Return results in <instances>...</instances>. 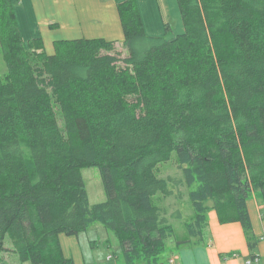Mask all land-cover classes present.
Masks as SVG:
<instances>
[{
  "label": "trees",
  "instance_id": "1",
  "mask_svg": "<svg viewBox=\"0 0 264 264\" xmlns=\"http://www.w3.org/2000/svg\"><path fill=\"white\" fill-rule=\"evenodd\" d=\"M178 5L182 34L166 22L148 35L125 0V55L104 38L57 40L48 54L0 0V264H75L59 235L94 224L114 233L125 264H166L169 241L203 243L212 210L256 249L247 200L264 202V0ZM90 167L106 194L94 205ZM185 197L194 214L181 236V201L172 212L166 201Z\"/></svg>",
  "mask_w": 264,
  "mask_h": 264
},
{
  "label": "crops",
  "instance_id": "2",
  "mask_svg": "<svg viewBox=\"0 0 264 264\" xmlns=\"http://www.w3.org/2000/svg\"><path fill=\"white\" fill-rule=\"evenodd\" d=\"M25 42L41 37L48 54L54 53V42L62 39L104 38L123 46L124 32L118 4L125 0H11ZM148 35L162 36L165 23H179L175 34L184 32L178 0H137ZM168 17V18H167ZM56 24L57 27H52ZM124 50V47H123ZM253 235L258 240L255 250L249 248L239 222L221 224L217 213H208V228L203 243L179 249L171 244L166 264H264V202L256 194L247 200ZM64 255L74 239L59 235ZM73 260L79 263L77 247ZM5 259L9 254L3 255Z\"/></svg>",
  "mask_w": 264,
  "mask_h": 264
},
{
  "label": "rangeland",
  "instance_id": "3",
  "mask_svg": "<svg viewBox=\"0 0 264 264\" xmlns=\"http://www.w3.org/2000/svg\"><path fill=\"white\" fill-rule=\"evenodd\" d=\"M168 18V17H167ZM173 29L174 33L178 31L179 23H169ZM165 30V26H164ZM147 33V32H146ZM165 33V32H164ZM148 34V33H147ZM164 35V34H163ZM162 35V36H163ZM152 36V35H150ZM153 37H157L154 35ZM160 37V36H158ZM122 52L123 46L119 48ZM125 55V53L123 52ZM0 69L1 73H5L4 62L1 57V48H0ZM163 175H169L176 173V168L173 165H166L162 167ZM83 180L85 182L86 190L89 195V200L92 205L97 203H102L106 200V194L104 191L103 183L101 180L100 171L97 167L84 168L82 170ZM185 189V188H184ZM176 201H181V209L183 217L179 221H175L177 229L180 231V235L184 234L183 223L189 222L190 218L194 214V209L192 207L189 198L185 197L183 200H177L175 198L169 199L166 201V204L169 206L170 212L175 210ZM100 227V228H99ZM65 237H70L74 239L72 243L68 245L66 251L67 256L73 258V246L76 245L79 255L78 264H125L122 259V250L120 248V243L117 237L113 232L107 231L98 224L92 225L88 231L81 233L79 236H68L65 234ZM8 247L11 246V242L8 239L6 242ZM171 247V241L168 242V250ZM164 254L163 258H167L169 251ZM9 264H14L16 261L15 256H8L7 259L4 258Z\"/></svg>",
  "mask_w": 264,
  "mask_h": 264
}]
</instances>
